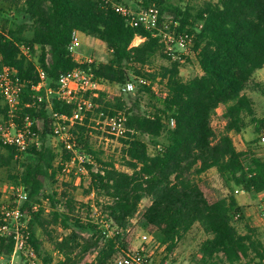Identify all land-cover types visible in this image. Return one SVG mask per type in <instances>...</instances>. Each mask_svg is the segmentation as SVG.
I'll return each instance as SVG.
<instances>
[{"label":"trees","instance_id":"16d2710c","mask_svg":"<svg viewBox=\"0 0 264 264\" xmlns=\"http://www.w3.org/2000/svg\"><path fill=\"white\" fill-rule=\"evenodd\" d=\"M112 1L127 6L129 0ZM0 2L9 6L13 16L21 14L27 19L15 28L14 21L6 19L5 11L0 10V72L5 66L17 69L23 86L18 122L26 116L39 121L35 129L42 144L19 153L14 147L0 143V171L9 170L15 188L22 187L28 197L21 205L22 229L36 256H40L44 246L37 235V229L43 230L45 226L41 217L45 209L43 200L52 207L49 224L70 230L54 242V251L60 255L56 264H109L119 254L127 256L128 227L141 202L150 198L151 204L144 212L147 230L160 234L161 245L168 252H173L198 225L207 236L199 248L204 264H264V243L256 230L246 223V233L241 234L234 225L235 219L243 221L246 216L233 192L213 199L200 180L203 174L216 169L233 191L235 186L252 195L264 193V160L239 151L232 137L249 126L257 134L264 133V117L257 115L255 103L247 95L248 90L255 89L264 96V86L253 80L254 74L264 68V0H207L195 13L193 9L173 5L170 0H143L144 7L159 8L161 17L164 13L172 14L170 23L177 21L179 32L195 36L202 75L188 81L180 76L181 62L173 61L165 52L159 37L141 25L131 26L126 17L102 0ZM75 31L102 41L111 54L108 62L90 66L95 77L125 84L134 72L152 81L159 75L167 81L163 97L153 94L152 84L142 83L139 95L131 97L130 104L122 97L104 102V93L97 100L102 105L99 110L105 114L122 113L127 118L128 131L123 140L124 163L129 170L121 171L114 163H106L99 157H96L100 165L97 171L88 166L91 185L87 194L95 193L106 199L96 201L104 219L99 222H86L76 215L73 196L63 193L60 198L55 192L46 195L47 180H55L62 170L57 163L68 161L70 155L64 151L60 157L49 143L52 137L49 113L45 106L34 105L32 98V87L40 81L38 65L47 73L52 87L62 75L78 67L89 68L79 66L67 50ZM136 37L145 40L132 46ZM22 46L30 57L22 53ZM37 53L39 58L35 61ZM157 57L169 61V66L161 67L158 74L141 70ZM144 94L150 100L146 111L141 108ZM221 106L224 128L217 133L213 121ZM53 109L71 114L74 106L54 101ZM0 115H5L4 109H0ZM89 123L85 119L73 133L79 149L97 156L86 137ZM142 136L151 138L156 148L154 154L149 152ZM15 205L12 202L8 206ZM105 223L116 227L112 236L103 229ZM82 231H91L92 235L85 237ZM14 245L11 236L0 237V256L10 257ZM49 256L50 260L44 259L45 264L52 263Z\"/></svg>","mask_w":264,"mask_h":264},{"label":"rangeland","instance_id":"374dc122","mask_svg":"<svg viewBox=\"0 0 264 264\" xmlns=\"http://www.w3.org/2000/svg\"><path fill=\"white\" fill-rule=\"evenodd\" d=\"M207 0H170V2L182 9L190 8L193 13L195 10L201 8ZM127 7L133 11H140L146 7L143 6V0H129L126 3ZM9 6L5 3L0 2V10H4L6 19L14 21V27L27 22L24 15L14 14V16L9 11ZM10 12V13H9ZM12 16V17H11ZM173 15L169 13H164L162 15L163 21L170 23L173 19ZM145 39L141 41H134V43L139 46L144 42ZM132 46H136L135 44ZM81 53L85 58H92L95 63H106L111 59V54L107 49V46L97 39L87 38L82 36V46ZM39 58V53L36 54L35 61ZM170 62L157 57L153 60L151 65L145 66L141 69L146 73H159L161 67L169 66ZM199 75L197 66L193 64L192 61L188 60L185 63H181L180 76L184 81H188L193 77ZM130 80L135 82V91L132 93H127L119 96V91L115 85L106 86L107 94H104V102L117 97H122L127 103L130 104L131 97H137L141 91L142 81L145 80L152 84L153 94L157 97L165 96L167 93L166 80H164L160 75L157 76L155 81L151 78H142L134 72L130 73ZM254 83H258L264 86V68L257 71L253 77ZM152 82V83H151ZM247 95L251 97L255 103L256 113L259 117H264V96L255 89H250L247 91ZM150 100L146 94L143 95L141 99V108L146 111L149 110ZM101 108V104H99ZM0 109H3L2 103L0 102ZM224 111V107L221 106L217 115L213 121V127L217 133H220L224 128V122L221 119V114ZM1 116V115H0ZM264 133L257 134L254 131L253 126H249L240 135L233 134L234 142L239 151H246L251 153L257 158L264 160V143L261 142V138ZM86 137L88 138V143L92 147L93 151L97 154H89L91 160L89 163L84 164L86 168L85 174H71L69 176L63 175L60 171L55 180H47L45 193L46 195H52L54 192L58 193L60 198H63L64 194L71 195L74 197L77 205L76 215L82 217L86 222L88 221H103L99 210L96 207V201L104 202L106 199L104 197H99L95 193L87 194L90 190L91 177L89 174L88 166L93 167L92 171L98 170L100 165L96 160V157L102 159L106 163H114L117 169L121 171H129L125 167L124 159V149L126 148L125 140L117 139L112 137L107 133L105 125L99 120L97 115H94L92 122L87 126ZM141 140L147 143L149 147V152L154 154L156 151L154 143L151 142V138L148 136H142ZM49 143L53 146L54 141L52 137H49ZM1 151V149H0ZM62 166V163H57ZM77 168V165H76ZM75 168V169H76ZM9 170L3 169L0 171V216L2 208L9 205L14 201V182L9 178ZM203 181V188L208 193V195L213 199H221L233 194L237 197V200L241 206L245 208L246 220H234V225L241 234L246 233L245 224L248 223L252 228L256 230L258 238L264 243V219L260 215V211L264 206V196L263 195H252L234 186V191L226 185V183L219 177L216 169L209 170L207 173L200 177ZM67 197V196H66ZM66 198L63 199V202ZM44 212L41 213V217L44 219L45 226L43 230L37 229V235L40 239L44 241V246L42 247L40 256H36L37 259H32L33 257H26L24 255L15 256H5V261H10L14 264H45V260H50L52 257V263L56 264L60 259V255L54 251V242L59 241L62 237L70 233V230H64L60 225H51L49 222L52 220L51 212L52 207L50 202L43 200ZM151 204L150 198H145L140 205L138 213L131 220L128 227L125 239L129 247L127 254L141 255L143 254V262L140 264H204L201 260V254L199 248L203 241L207 238L203 230L196 225L190 232H188L184 238L179 242L177 248L173 252H168L165 247L161 245V236L158 232L150 234L147 230V223L144 219V212L147 207ZM264 208V207H263ZM101 223V222H100ZM103 223V222H102ZM103 229L108 232V236H112L115 232L116 227L112 223L103 224ZM85 237H90L92 235L91 231L81 232ZM36 255V254H35ZM123 257V254H119L117 259L115 258L109 264H117V262ZM92 257L91 259H93ZM210 264V263H209Z\"/></svg>","mask_w":264,"mask_h":264},{"label":"built area","instance_id":"2783aa9c","mask_svg":"<svg viewBox=\"0 0 264 264\" xmlns=\"http://www.w3.org/2000/svg\"><path fill=\"white\" fill-rule=\"evenodd\" d=\"M106 4H111L116 13L126 17L131 26H143L147 30L153 32L154 36L160 38L164 46L165 52L173 59L185 63L193 62L197 66L200 76L202 69L196 58L195 52V36L188 32L178 31V22L166 23L162 21L159 8L150 6L140 11H133L127 6L113 2L112 0H102ZM83 33L75 31L72 39L67 46V50L71 53L76 63L88 65L89 68L84 69L78 67L73 71L62 75L56 83L55 87L49 85L47 73L39 65L37 72L39 75V83L32 87L33 104L39 107L45 106L49 113L51 121L52 138L54 141L53 148L62 156L66 151L70 155V159L62 164V174L69 176L71 174H85L86 163H89L91 156L76 145L74 130L77 126L84 124L85 119L92 122L94 115L105 125L107 133L117 139L126 138L127 118L119 113L114 116L105 114L100 109L97 100L101 94L107 93L106 86L115 85L119 91V96L135 91V82L128 81L125 84H114L95 77L90 68L95 63L92 58H85L81 53ZM141 38L142 37H136ZM134 43V42H133ZM21 51L27 57H30L28 50L22 46ZM143 84L150 85L143 80ZM23 86L18 76V71L14 67L5 66L0 72V102L5 110V115L0 116V143L3 145L14 147L17 152L23 153L33 146H41L42 141L40 134L35 129L39 125V121L30 116L24 117L19 123V113L22 105ZM54 101H60L66 105H73L74 110L71 114L59 113L54 111ZM30 104H26L29 106ZM171 127L175 126L174 120L170 122ZM264 143V134L261 138ZM77 165V168H76ZM76 168V169H75ZM15 200L14 207L4 206L0 216V237L11 236L14 240V252L11 255H24L37 259L35 252L27 243L26 235L23 232L21 205L27 201L28 197L22 187L13 188ZM264 196V193L262 194ZM37 210V206L34 207ZM261 217L264 219V208L260 211ZM10 256V257H11ZM5 256H0V264H14L4 260ZM143 254L122 257L117 264H140L143 262Z\"/></svg>","mask_w":264,"mask_h":264},{"label":"crops","instance_id":"0c3cea01","mask_svg":"<svg viewBox=\"0 0 264 264\" xmlns=\"http://www.w3.org/2000/svg\"><path fill=\"white\" fill-rule=\"evenodd\" d=\"M83 36H85V35H83ZM85 37H87V36H85ZM87 38H89V37H87ZM91 39H92V38H91ZM95 40H96V39H95ZM135 40H136V41H141L142 39H141V38H136ZM135 40H134V41H135ZM97 41L99 42V40H97ZM135 43H136V42H135ZM135 43H134V44H135ZM135 45H136V44H135ZM136 46H137V45H136ZM201 75H202V74H201ZM237 135H240V134H237ZM233 136H234V135L232 134V137H233ZM233 140H234V137H233ZM234 143H235V142H234ZM236 198H237V197H236Z\"/></svg>","mask_w":264,"mask_h":264}]
</instances>
